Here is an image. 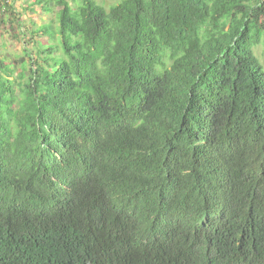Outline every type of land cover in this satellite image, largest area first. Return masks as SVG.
Masks as SVG:
<instances>
[{
  "label": "trees",
  "instance_id": "obj_1",
  "mask_svg": "<svg viewBox=\"0 0 264 264\" xmlns=\"http://www.w3.org/2000/svg\"><path fill=\"white\" fill-rule=\"evenodd\" d=\"M31 5L28 63L0 57V264H264V0Z\"/></svg>",
  "mask_w": 264,
  "mask_h": 264
},
{
  "label": "rangeland",
  "instance_id": "obj_2",
  "mask_svg": "<svg viewBox=\"0 0 264 264\" xmlns=\"http://www.w3.org/2000/svg\"><path fill=\"white\" fill-rule=\"evenodd\" d=\"M34 0H11L12 8L3 16L4 23L0 26V57L6 58L9 62H14L23 58L28 63L27 57L31 50V31L36 27L48 22L53 14H46L39 5L32 7ZM121 0H96L107 10L110 6L117 4ZM31 6V7H30ZM33 8V11L32 9ZM58 10L57 8L54 11ZM22 33L24 35H22ZM34 39L37 36L34 35ZM27 41V44L25 43ZM30 41V43H28ZM46 42L45 39H41ZM254 51L258 60L264 63L262 49L257 46ZM34 54V51H31Z\"/></svg>",
  "mask_w": 264,
  "mask_h": 264
},
{
  "label": "built area",
  "instance_id": "obj_3",
  "mask_svg": "<svg viewBox=\"0 0 264 264\" xmlns=\"http://www.w3.org/2000/svg\"><path fill=\"white\" fill-rule=\"evenodd\" d=\"M4 3H9V0H0L1 5H3Z\"/></svg>",
  "mask_w": 264,
  "mask_h": 264
}]
</instances>
